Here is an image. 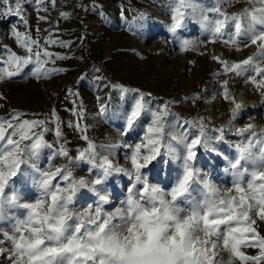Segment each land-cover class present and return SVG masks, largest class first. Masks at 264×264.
I'll use <instances>...</instances> for the list:
<instances>
[{
  "label": "snow or ice",
  "instance_id": "1",
  "mask_svg": "<svg viewBox=\"0 0 264 264\" xmlns=\"http://www.w3.org/2000/svg\"><path fill=\"white\" fill-rule=\"evenodd\" d=\"M0 2L8 4L9 0ZM22 2L15 0V7H9L8 12L20 16ZM230 2L217 0L215 6L207 7L200 0H173L169 31L175 33L191 18L211 35L212 43L221 40L236 51L242 50L241 44L244 48L255 46L254 54L238 62L229 63L218 56L212 59L222 65L224 73L245 77L264 96V0H248L251 7L227 13L222 5ZM15 36L27 55L10 53L0 68V80L20 75L33 63L37 76L63 71L44 67L49 60L42 57L53 54L40 50L37 41L19 32ZM50 43L67 46L55 40ZM180 47L185 51L194 43L185 39ZM228 84L227 80L221 84V94L233 105L231 124L244 105L231 95ZM114 87L121 88L122 100L128 93H137L130 110L123 113L122 135L140 126L145 115L151 118L142 143L127 157L130 169L101 155L87 135L81 137L87 147L74 158L64 144L56 148L45 140L48 129L43 127L44 120H21L25 114L17 111L9 119L0 118V256L7 254V264H264V235L258 230V224L264 223V128L255 130L256 125L248 123L237 129L244 139L235 145L234 157H225L228 167L224 171L230 172L232 181L230 187L221 188L202 175L195 161L200 148L223 155L213 144L224 140L223 126L213 129L218 135L209 136L203 118L181 124L169 109L172 102L153 109L146 98L150 94ZM108 107L102 104L101 113ZM74 114L84 116L82 108ZM75 127L86 131L79 122ZM38 128L42 130L37 132ZM55 136L59 142L58 120ZM101 147L110 150L120 145ZM43 149L50 150L49 169L38 164ZM165 156L169 164L175 161L179 167L171 186L161 188L149 183L145 170ZM60 157H66L67 163L53 168ZM76 161L90 165L87 178L74 176ZM114 174L128 178L125 207L106 212L107 183ZM21 177L30 178L39 190L34 201L22 200L16 190L14 178ZM81 196L93 200L87 211L75 208ZM8 222L12 223L11 232L2 227ZM5 241L11 247H4ZM243 248H255L257 253L249 255ZM221 252L228 254L227 260Z\"/></svg>",
  "mask_w": 264,
  "mask_h": 264
},
{
  "label": "rangeland",
  "instance_id": "2",
  "mask_svg": "<svg viewBox=\"0 0 264 264\" xmlns=\"http://www.w3.org/2000/svg\"><path fill=\"white\" fill-rule=\"evenodd\" d=\"M200 2L212 7L217 0ZM9 7H15V0H9L8 4L0 2V68L4 67L3 62L10 53L27 55L26 49L17 43L15 33L19 32L37 41L40 50L53 54L42 57L49 60L45 68L63 71L47 77L37 76L33 63L20 75L0 80V118L9 119L10 114L17 111L25 114L21 120H44L43 127L48 129L44 133L45 140L56 148L64 144L74 158L87 147L88 142L81 138L87 135L101 155H108L115 165L130 169L127 157L136 144L142 143L151 118L145 115L140 126L122 135L121 130L125 127L123 113L130 110L137 93H128L122 100L121 88L114 85L139 89L150 94L146 98L151 101L153 109L172 102L169 109L180 118L181 124L185 120L203 118L208 135L212 137L219 134L213 129L224 127V140L213 141L223 155L218 157L200 148L195 166L221 188L231 186L230 172L224 171L228 167L225 157H234L235 145L244 139L237 135V129L248 123H254L255 130L264 128V96L246 82L245 77L224 73L222 65L212 57H221L229 63L238 62L254 54L255 46L244 48L241 44L242 50L236 51L234 46L221 40L212 43L211 35L191 18L175 33L169 31L173 0H23L20 16L9 13ZM245 7H251L248 0H231L222 5V10L233 13ZM141 15L144 19H140ZM185 39L193 41L194 47L181 51L180 45ZM53 40L67 46L50 43ZM33 50L37 49L34 47ZM57 56L64 59H56ZM225 80L229 81L231 95L244 105L231 124L233 105L221 94V84ZM102 104L110 105L103 113ZM81 108L83 118L74 114ZM57 120L62 132L59 142L55 136ZM77 122L86 129L85 132L77 131ZM41 130L36 129L37 132ZM114 144L120 147L110 150L101 147ZM49 153V149H43L38 161L44 169L50 168ZM65 163L67 158L60 157L52 167ZM88 167L90 165L86 162L76 161L72 168L74 176L87 178ZM178 167L175 161L169 164L165 156L162 162L150 165L145 174L149 183L168 188ZM14 179L22 200L34 201L38 197L39 190L30 178ZM128 185L126 176L114 174L109 178L106 188L109 203L104 205L106 212L125 207L123 201ZM92 204V199L81 196L75 208L87 211ZM2 227L11 232L12 223H5ZM258 230L264 235V223L258 224ZM3 246L9 248L11 244L5 241ZM242 250L249 255L257 253L255 248ZM221 256L228 259L226 252H221ZM0 264H7V254L0 256Z\"/></svg>",
  "mask_w": 264,
  "mask_h": 264
}]
</instances>
